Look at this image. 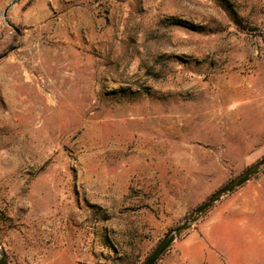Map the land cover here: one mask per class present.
Wrapping results in <instances>:
<instances>
[{"label": "rangeland", "instance_id": "1", "mask_svg": "<svg viewBox=\"0 0 264 264\" xmlns=\"http://www.w3.org/2000/svg\"><path fill=\"white\" fill-rule=\"evenodd\" d=\"M262 158L264 0H0L10 264H142ZM223 200L156 264H206Z\"/></svg>", "mask_w": 264, "mask_h": 264}, {"label": "crops", "instance_id": "2", "mask_svg": "<svg viewBox=\"0 0 264 264\" xmlns=\"http://www.w3.org/2000/svg\"><path fill=\"white\" fill-rule=\"evenodd\" d=\"M257 185L227 196L224 210L207 223L206 264H263L264 184Z\"/></svg>", "mask_w": 264, "mask_h": 264}, {"label": "water", "instance_id": "3", "mask_svg": "<svg viewBox=\"0 0 264 264\" xmlns=\"http://www.w3.org/2000/svg\"><path fill=\"white\" fill-rule=\"evenodd\" d=\"M264 170V158L244 169L236 177L230 179L222 187L208 196L199 204L186 218H184L176 227L166 233L163 238L154 246L149 255L142 264H156L158 259L177 241L185 232L196 224L210 209L229 196L235 190L246 184L256 175ZM0 264H10L5 253L0 249Z\"/></svg>", "mask_w": 264, "mask_h": 264}, {"label": "trees", "instance_id": "4", "mask_svg": "<svg viewBox=\"0 0 264 264\" xmlns=\"http://www.w3.org/2000/svg\"><path fill=\"white\" fill-rule=\"evenodd\" d=\"M256 176H257V175H256ZM252 179H253V178H252ZM242 186H243V185H242ZM242 186H241V187H242ZM238 189H239V188H238Z\"/></svg>", "mask_w": 264, "mask_h": 264}]
</instances>
